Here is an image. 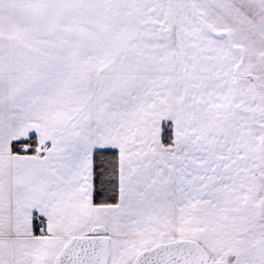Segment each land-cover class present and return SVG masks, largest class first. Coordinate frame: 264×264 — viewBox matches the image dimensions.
Listing matches in <instances>:
<instances>
[{"label":"snow or ice","instance_id":"obj_1","mask_svg":"<svg viewBox=\"0 0 264 264\" xmlns=\"http://www.w3.org/2000/svg\"><path fill=\"white\" fill-rule=\"evenodd\" d=\"M0 264H264V0H0Z\"/></svg>","mask_w":264,"mask_h":264}]
</instances>
